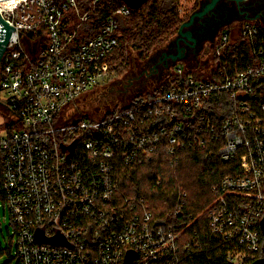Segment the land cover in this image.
I'll return each instance as SVG.
<instances>
[{
    "label": "built area",
    "instance_id": "2783aa9c",
    "mask_svg": "<svg viewBox=\"0 0 264 264\" xmlns=\"http://www.w3.org/2000/svg\"><path fill=\"white\" fill-rule=\"evenodd\" d=\"M100 1L84 9L78 0H0V43L9 28L0 57V105L8 117L0 133L1 190L18 264H180L191 246L182 238L185 222L153 224L145 199L118 194L116 166L132 162L140 150L163 147L172 155L219 138L221 160L235 159L238 171L211 187L215 199L203 212L209 234L230 264L264 256V44H254L258 28L242 25L240 35L254 47L249 62L231 74L217 63L209 75L176 63L165 79L175 78L163 90L100 115L82 114L78 100L111 75L107 57L120 44L118 16L130 11L122 1L93 30L89 22ZM228 35H220L222 45ZM219 93L230 106L217 122L204 107ZM73 141L71 151L62 150ZM37 229L62 243L37 241ZM128 250L135 255L126 263Z\"/></svg>",
    "mask_w": 264,
    "mask_h": 264
},
{
    "label": "trees",
    "instance_id": "16d2710c",
    "mask_svg": "<svg viewBox=\"0 0 264 264\" xmlns=\"http://www.w3.org/2000/svg\"><path fill=\"white\" fill-rule=\"evenodd\" d=\"M89 2L90 0H78L84 9ZM121 4L122 0L98 2L91 14L90 27L96 29L101 18L114 12ZM196 8V0L189 7H185L181 0H145L139 8L130 9L128 14L118 16L116 34L120 44L107 57L112 75L119 78L125 74L130 49L136 51L139 58H146L177 33L181 23L188 20ZM252 24L259 30L254 44H264V25L259 22ZM240 38L234 43L227 40L223 45L219 38V48L216 50L220 53L217 55L214 50L213 54L216 69L224 66L226 74H231L235 68H241L249 62L254 45L241 35ZM167 86L169 85L165 80L152 93ZM219 101L222 106H219ZM228 105L230 106L227 95L219 93L212 95L204 108L218 122L228 113ZM117 107L115 105L113 108ZM222 143V138L212 139L204 147L188 145L172 155L163 147L154 152L140 150L132 162H118L116 166L118 194L145 199L147 208L152 213L153 224L185 222L186 229L183 230L182 238L189 240L191 246L180 264H230L226 260L224 249L211 238L207 218L203 213L215 199L211 187L222 176L238 171L235 159L221 160L218 151ZM1 183L0 166V201L3 202ZM183 192L184 203L181 212L176 214L178 196ZM251 261L247 259L245 264H250ZM15 264H18L17 260Z\"/></svg>",
    "mask_w": 264,
    "mask_h": 264
},
{
    "label": "rangeland",
    "instance_id": "374dc122",
    "mask_svg": "<svg viewBox=\"0 0 264 264\" xmlns=\"http://www.w3.org/2000/svg\"><path fill=\"white\" fill-rule=\"evenodd\" d=\"M195 0H181L185 7H189ZM210 0H196L200 10ZM249 21L259 22L264 25V0H219L215 6L205 15L196 18L188 29L202 28V33L197 35V43L194 48H189L184 53L189 58L180 59L159 75L154 61L161 51L175 50L174 40L178 36L175 33L165 44L153 50L146 58H139L137 52L129 50V64L125 74L117 78L114 75L96 86L89 93L81 96L77 108L79 113L88 115H100L115 105L126 104L130 99L138 95H149L152 91L173 71L175 64L180 63L184 68L199 75H209L216 72L214 65L216 59L214 50L219 48V38L224 32H228L230 42H237L240 38L242 25ZM84 28H80L83 31ZM241 39V38H240ZM192 49V50H191ZM194 54V55H193ZM195 56V58H194ZM109 65V64H108ZM160 70V69H159ZM175 75H171L166 81H173ZM8 117L4 108L0 105V133L6 131ZM14 227L10 220L8 210H3L0 201V264H15L14 245L12 244ZM10 250V252H9Z\"/></svg>",
    "mask_w": 264,
    "mask_h": 264
},
{
    "label": "water",
    "instance_id": "95a60500",
    "mask_svg": "<svg viewBox=\"0 0 264 264\" xmlns=\"http://www.w3.org/2000/svg\"><path fill=\"white\" fill-rule=\"evenodd\" d=\"M130 9H137L139 8L142 3L145 0H122ZM219 0H210L204 7H202L200 10H196L194 11L188 18V20L184 21L183 23H181V25L178 28V36L176 37V41L177 44L179 41H182L184 44H186L187 46L192 47L195 43V38L192 35V32L188 29L190 26L193 25L194 21L196 18H199L203 15H205L207 12H209L214 6L215 4L218 2ZM236 2L239 1H244V0H233ZM8 35H9V28L7 27V34L5 39L0 43V57L1 54L4 50V46L7 43V39H8ZM186 47L183 46H178L177 47V53L175 55L172 56L173 60L178 61L181 59L182 55L184 54ZM75 141H73L71 144L69 145H61L62 150H72V147L74 145ZM69 156V155H68ZM260 228L262 231V234H264V217H262V219L260 220ZM35 237L36 240L39 242H50V243H62V240L59 236H55V237H44L42 235V231L37 229L35 231ZM135 255V253L131 250H128L126 255H125V262L128 263L132 257ZM250 264H264V256H260L255 258L254 260L251 261Z\"/></svg>",
    "mask_w": 264,
    "mask_h": 264
},
{
    "label": "flooded vegetation",
    "instance_id": "af4514ba",
    "mask_svg": "<svg viewBox=\"0 0 264 264\" xmlns=\"http://www.w3.org/2000/svg\"><path fill=\"white\" fill-rule=\"evenodd\" d=\"M190 31L192 32V35H193V37L196 40L192 47L187 46L182 41H179L178 44H177V41L175 39L174 40L175 50H172V49L169 50L168 49V50L160 52V54L158 55V57L154 61L155 62L154 65L157 67L156 72H159V75H161L163 71L168 69L172 64H174L176 62L175 60H173L172 56L175 55L178 52L177 51V47L178 46H183L184 45L186 47L184 53L186 52V50H190L189 48H194L196 46L197 38H198L196 36L199 35L200 33H202L203 30H202V28H199V30L196 29V28H194V29L192 28ZM185 58H187V59L189 58L187 53H186V55L183 54L182 57H181V59H185ZM194 58H195V56H194Z\"/></svg>",
    "mask_w": 264,
    "mask_h": 264
}]
</instances>
